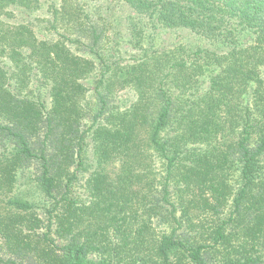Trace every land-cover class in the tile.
<instances>
[{
    "label": "trees",
    "instance_id": "obj_1",
    "mask_svg": "<svg viewBox=\"0 0 264 264\" xmlns=\"http://www.w3.org/2000/svg\"><path fill=\"white\" fill-rule=\"evenodd\" d=\"M0 264H264V0H0Z\"/></svg>",
    "mask_w": 264,
    "mask_h": 264
},
{
    "label": "rangeland",
    "instance_id": "obj_2",
    "mask_svg": "<svg viewBox=\"0 0 264 264\" xmlns=\"http://www.w3.org/2000/svg\"><path fill=\"white\" fill-rule=\"evenodd\" d=\"M113 99L115 106H123L133 101V96L130 91H123L116 94ZM17 192L18 193L16 194L18 197L24 198L29 202L36 203L38 205H49V202L39 192V190L32 184H25V180L21 182Z\"/></svg>",
    "mask_w": 264,
    "mask_h": 264
}]
</instances>
